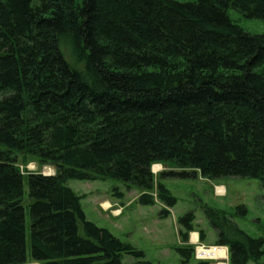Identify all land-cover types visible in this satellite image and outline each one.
Wrapping results in <instances>:
<instances>
[{"label": "trees", "instance_id": "16d2710c", "mask_svg": "<svg viewBox=\"0 0 264 264\" xmlns=\"http://www.w3.org/2000/svg\"><path fill=\"white\" fill-rule=\"evenodd\" d=\"M230 10L264 20V0H0V264H26V209L36 263L153 264L87 220L71 180L121 181L162 218L178 202L162 179L264 187V33ZM21 155L56 174L24 175ZM203 209L229 264H260L245 207ZM195 220H178L183 264Z\"/></svg>", "mask_w": 264, "mask_h": 264}, {"label": "rangeland", "instance_id": "374dc122", "mask_svg": "<svg viewBox=\"0 0 264 264\" xmlns=\"http://www.w3.org/2000/svg\"><path fill=\"white\" fill-rule=\"evenodd\" d=\"M180 3H192L196 0H174ZM230 18L238 23L245 31L252 35L264 33V20H249L234 10L229 11ZM71 60V59H69ZM19 156V165L24 175L41 173L44 176L56 174L52 165H40L36 159ZM160 166L155 171L154 167ZM51 169L52 173L46 170ZM170 165H154L152 172L158 176L163 171H170ZM163 184L177 199V205L170 209V215L162 218L161 212L165 207L157 203L156 206H142L137 202L140 192L136 188H128L126 184L117 180H98L94 182L71 180L67 186L81 197L82 209L89 222L99 228L108 230L114 237L131 245L145 255V260L153 264H183L175 249L182 246L180 239L181 226L179 218L188 213H194L196 230L190 234V245L195 248V259L189 264H197L198 249L218 250L216 246L217 232L211 227L203 209L208 206L220 210L230 216L235 214L238 207H245L248 215L244 218L236 217L238 226L253 238L264 237V187L257 179L228 178L221 181H209L204 178L162 179ZM25 200L28 199L27 183ZM201 232L206 234L205 241H200ZM197 236V240L193 236ZM31 221L29 210L26 209V264H42L32 260L31 251ZM221 249V248H219ZM224 250V249H223ZM228 250V249H227ZM225 257L210 258L219 264H229L227 253ZM138 259L125 256V263H134ZM256 264V263H250ZM260 264H264V257Z\"/></svg>", "mask_w": 264, "mask_h": 264}, {"label": "bare ground", "instance_id": "6f19581e", "mask_svg": "<svg viewBox=\"0 0 264 264\" xmlns=\"http://www.w3.org/2000/svg\"><path fill=\"white\" fill-rule=\"evenodd\" d=\"M160 169V166H155L154 167V170L157 171ZM48 173H52V170L51 169H47L46 170ZM193 239L196 240L197 239V236H193ZM199 254L201 257L203 258H207V259H210V258H213V257H225V249H218V250H199Z\"/></svg>", "mask_w": 264, "mask_h": 264}, {"label": "water", "instance_id": "95a60500", "mask_svg": "<svg viewBox=\"0 0 264 264\" xmlns=\"http://www.w3.org/2000/svg\"><path fill=\"white\" fill-rule=\"evenodd\" d=\"M54 169H55V167H53ZM44 175V174H43ZM51 176H53V175H51Z\"/></svg>", "mask_w": 264, "mask_h": 264}, {"label": "crops", "instance_id": "0c3cea01", "mask_svg": "<svg viewBox=\"0 0 264 264\" xmlns=\"http://www.w3.org/2000/svg\"><path fill=\"white\" fill-rule=\"evenodd\" d=\"M196 240H197V239H196ZM196 240H195V241H196Z\"/></svg>", "mask_w": 264, "mask_h": 264}, {"label": "built area", "instance_id": "2783aa9c", "mask_svg": "<svg viewBox=\"0 0 264 264\" xmlns=\"http://www.w3.org/2000/svg\"><path fill=\"white\" fill-rule=\"evenodd\" d=\"M199 257V256H198Z\"/></svg>", "mask_w": 264, "mask_h": 264}]
</instances>
